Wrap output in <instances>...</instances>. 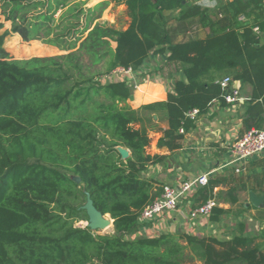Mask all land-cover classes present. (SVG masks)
<instances>
[{"label": "trees", "instance_id": "obj_1", "mask_svg": "<svg viewBox=\"0 0 264 264\" xmlns=\"http://www.w3.org/2000/svg\"><path fill=\"white\" fill-rule=\"evenodd\" d=\"M87 1L0 0V17L12 23L0 34V264H264L243 225L229 239L149 235L152 221L140 218L163 190L144 176L163 158L147 151L153 113L169 123L158 145L177 150L195 126L190 112L227 104L221 81L230 76L252 85L248 115L264 129V0L215 9L197 0H113L127 7L126 28L100 21L108 1ZM12 34L65 53L12 59ZM153 53L185 78L174 76L166 100L135 109V85L108 77L139 69ZM220 182L197 190V206L215 199ZM88 202L111 217L113 232L76 225L90 220ZM227 211L216 206L211 217Z\"/></svg>", "mask_w": 264, "mask_h": 264}, {"label": "crops", "instance_id": "obj_2", "mask_svg": "<svg viewBox=\"0 0 264 264\" xmlns=\"http://www.w3.org/2000/svg\"><path fill=\"white\" fill-rule=\"evenodd\" d=\"M102 1H108L106 8L111 5L117 6L113 0H88L86 6L92 7ZM223 1L226 0H203L197 3L215 9ZM121 5L127 8L125 4ZM126 18L127 25L122 28H126L130 22L128 15ZM9 25L10 29L11 24ZM49 46L60 51L58 47ZM166 61V54L153 53L139 69L135 70L136 75L146 73L145 78L150 79L135 85L133 96L128 101L133 108L139 109L146 104L166 100L169 90L174 86V76L185 78L182 72H173L174 75L171 77L175 67ZM117 72L119 69L111 76ZM121 79L130 80V77ZM233 86L240 89L243 99L235 104H223L220 100H214L206 112L197 115L195 126L185 131L181 147L177 150L172 151L167 146L158 145L169 123L165 115L153 113V123H146L152 139L147 151L163 158L150 164L144 172L145 177L156 180L162 186L164 184L180 186L184 181L194 180L205 173L209 179H221L214 189L215 200L217 206L228 211L219 215V219L216 220L211 215L191 217V209L199 203L195 194L202 186L193 187L187 193L188 196L181 200L177 209L161 214L149 227L143 229L144 233L158 235L190 232L200 236L213 235L229 239L239 234L243 225V233L254 237L264 251V200L259 206L253 204L251 200L252 193L264 197V151L246 162H234L231 152L232 145L254 126L255 119L248 115L252 85L236 80L233 81ZM235 197L238 200L233 202L232 199ZM111 224L113 225V220L110 217V226Z\"/></svg>", "mask_w": 264, "mask_h": 264}, {"label": "built area", "instance_id": "obj_3", "mask_svg": "<svg viewBox=\"0 0 264 264\" xmlns=\"http://www.w3.org/2000/svg\"><path fill=\"white\" fill-rule=\"evenodd\" d=\"M119 70L126 73L134 71L132 68H119ZM221 85L225 90L224 99L227 104H235L243 99L240 89L233 86V79L230 76L225 77L221 81ZM189 115L191 118L195 119L198 115V110H193ZM181 132H184V129H181ZM262 151H264V129L257 127H252L247 130L243 136L232 145L231 149L234 162H246ZM208 181L209 176L205 173L194 180L184 181L180 186L164 184L161 195L144 208L140 216L141 221H153L161 214L177 209L183 197L193 187L204 186ZM216 206L217 201L215 199H209L204 204L191 209L190 215L193 218L211 215Z\"/></svg>", "mask_w": 264, "mask_h": 264}, {"label": "rangeland", "instance_id": "obj_4", "mask_svg": "<svg viewBox=\"0 0 264 264\" xmlns=\"http://www.w3.org/2000/svg\"><path fill=\"white\" fill-rule=\"evenodd\" d=\"M197 1L202 2L203 0H197ZM60 13L61 11L58 12L57 16ZM126 16H127V11L123 5H117V6L111 5L102 11L100 21L105 22L108 25L115 26L117 28H122L127 25ZM0 19L4 20V16H1ZM6 24L8 25L6 26ZM9 24H12V23L6 22L4 24V27H0V34H2L4 30L9 29V26H10ZM13 41H18V44H15L16 46L13 45L12 44ZM5 49L7 50V52L9 53V56L12 59H26V58H30L34 56L45 57V56H53V55L65 53V51H62V50L59 51V50L53 49L51 46H49V44H45L39 40L25 41L18 34H12L8 36L6 44H5ZM134 72L135 71L126 73L124 71L119 70V72H117L116 74L108 78L109 80H111V79L127 78V76H129L130 80L128 79L126 80L134 85L141 83L142 81L150 79L149 77L145 78L146 73H144L143 75H136V73ZM87 208L89 212L90 210H92L90 203H87ZM104 219L110 221V216L106 215ZM76 225L83 226V227L91 226L94 231L99 232V233H111L113 230L112 224L111 226H107V227H98L92 220H89V221L81 220V221H78Z\"/></svg>", "mask_w": 264, "mask_h": 264}, {"label": "water", "instance_id": "obj_5", "mask_svg": "<svg viewBox=\"0 0 264 264\" xmlns=\"http://www.w3.org/2000/svg\"><path fill=\"white\" fill-rule=\"evenodd\" d=\"M122 152H123L124 156H128L129 155V151L128 150L122 149ZM73 179L76 182H81V177H79V176H75V177H73ZM251 200H252L253 204L259 206L263 202L264 197L256 196L254 193H252L251 194ZM88 203H90V206H91L92 210H90V212H89V210L87 208V204H86L85 207L87 208L88 213L90 215V220H92L96 224V226L102 227L101 224L103 223L105 216H103L100 212H98L95 209V207L92 205L91 202H88Z\"/></svg>", "mask_w": 264, "mask_h": 264}, {"label": "bare ground", "instance_id": "obj_6", "mask_svg": "<svg viewBox=\"0 0 264 264\" xmlns=\"http://www.w3.org/2000/svg\"><path fill=\"white\" fill-rule=\"evenodd\" d=\"M101 226H102V227L110 226V221L104 219V221H103V223L101 224Z\"/></svg>", "mask_w": 264, "mask_h": 264}]
</instances>
